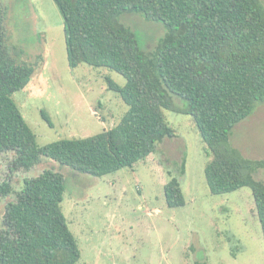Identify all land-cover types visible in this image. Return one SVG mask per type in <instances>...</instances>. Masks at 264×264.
Here are the masks:
<instances>
[{
  "label": "trees",
  "instance_id": "16d2710c",
  "mask_svg": "<svg viewBox=\"0 0 264 264\" xmlns=\"http://www.w3.org/2000/svg\"><path fill=\"white\" fill-rule=\"evenodd\" d=\"M64 22L70 67H107L126 78L109 81L128 110L115 126L39 147L13 98L29 86L38 64L11 41L0 8V153L13 152L12 170H30L48 157L61 166L103 176L133 167L176 133L163 109L193 117L211 156L205 177L212 194L250 187L264 236V159L246 156L231 142L234 127L264 101V3L261 0H54ZM140 12L167 32L150 51L121 21ZM46 61V56H45ZM50 123L49 116L42 111ZM185 173V161L175 163ZM176 166V167H177ZM173 175L172 171H169ZM66 175L47 168L24 179L5 206L0 264H75L81 257L62 202ZM170 207L185 205L179 177L165 184Z\"/></svg>",
  "mask_w": 264,
  "mask_h": 264
},
{
  "label": "rangeland",
  "instance_id": "374dc122",
  "mask_svg": "<svg viewBox=\"0 0 264 264\" xmlns=\"http://www.w3.org/2000/svg\"><path fill=\"white\" fill-rule=\"evenodd\" d=\"M0 8L7 13L11 41L26 47L38 64L29 86L13 98L39 147L119 123L128 105L109 81L124 86L126 78L107 67H70L63 16L54 0H0ZM121 21L135 31L145 51L167 32L162 21L147 20L140 12L125 13ZM163 114L176 136L132 168L94 176L43 157L30 170L13 171L14 153L4 152L0 185L7 181L16 192L25 178L47 168L66 175L62 208L81 250L75 264H264V236L251 188L212 194L205 177L211 156L193 117L168 109ZM231 142L246 156L264 159V101L234 127ZM183 161L180 175L175 163ZM172 176L181 182L183 206L167 204L164 186ZM256 176L264 177V171ZM15 192L0 193V228Z\"/></svg>",
  "mask_w": 264,
  "mask_h": 264
}]
</instances>
